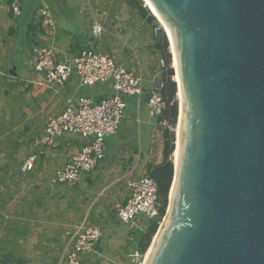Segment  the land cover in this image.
<instances>
[{"label":"crops","instance_id":"obj_1","mask_svg":"<svg viewBox=\"0 0 264 264\" xmlns=\"http://www.w3.org/2000/svg\"><path fill=\"white\" fill-rule=\"evenodd\" d=\"M12 1L0 0V264H60L67 231L83 220L99 227L101 237L92 252L80 256V264H100L115 224H122L115 204L129 195L126 181L146 174V164L162 157L156 117L146 106L161 65L151 28L136 13L109 16L111 5L101 0H15L19 16L10 9ZM44 1L54 8L57 30L51 37L40 29ZM94 20L103 26L99 35L92 32ZM44 45L55 49L59 61L84 49L101 51L143 79V94L124 98L125 115L117 133L106 138L103 159L74 185L50 179L83 142L66 135L55 147L39 143L47 118L61 112L77 90L76 77L58 93L44 86L33 69L35 51ZM80 91L96 99L112 92L108 86ZM30 156L32 168L23 169ZM125 226L128 239L145 228L142 221Z\"/></svg>","mask_w":264,"mask_h":264},{"label":"water","instance_id":"obj_2","mask_svg":"<svg viewBox=\"0 0 264 264\" xmlns=\"http://www.w3.org/2000/svg\"><path fill=\"white\" fill-rule=\"evenodd\" d=\"M149 1L183 96L176 181L172 158L149 264H264V0Z\"/></svg>","mask_w":264,"mask_h":264},{"label":"built area","instance_id":"obj_3","mask_svg":"<svg viewBox=\"0 0 264 264\" xmlns=\"http://www.w3.org/2000/svg\"><path fill=\"white\" fill-rule=\"evenodd\" d=\"M9 6L15 16L21 14L17 1H12ZM38 14L42 34L51 37L57 27L50 4L42 2ZM154 19L153 34L159 31L165 34L161 22L157 17ZM91 28L95 35L103 31V26L96 20ZM33 69L42 74L44 86L55 93L72 77L77 78L76 92L66 98L61 112L47 118L39 136L41 145L51 147L57 146L66 135L76 136L83 142L76 153L54 170L50 179L53 184L74 185L82 176L93 172L103 159L106 138L117 133L125 115L127 104L124 98L142 95L143 79L113 57L95 49H84L77 55L59 61L51 45L40 46L35 51ZM95 86H108L112 92L96 99L80 91ZM161 87L162 82L158 81L146 100L148 112L154 117L162 113L165 105L160 95ZM157 133L160 134L158 125ZM34 158L30 156L23 169H31ZM126 187L129 190L126 201L115 204L116 217L120 223L132 226L139 214L147 218L156 215L157 184L153 178L145 173L135 175L126 181ZM67 236L60 264H80V256L93 251L101 237V230L83 220L67 231ZM144 254L135 251L132 256L137 260L133 264H142Z\"/></svg>","mask_w":264,"mask_h":264},{"label":"trees","instance_id":"obj_4","mask_svg":"<svg viewBox=\"0 0 264 264\" xmlns=\"http://www.w3.org/2000/svg\"><path fill=\"white\" fill-rule=\"evenodd\" d=\"M121 1L134 11L142 21L147 23L152 31L155 19L142 0ZM151 35L153 52L158 54L161 59L158 74L162 82L160 95L165 105L162 113L156 117V123L161 136L162 157L159 162H148L146 164V175L153 178L157 184V213L155 216L149 218L144 230H142L144 232L139 241L136 242V236L139 231H136L133 235L135 251L139 253L145 252L147 249L167 208L168 192L173 176L172 152L174 150V127L176 126L177 118V106L175 104L176 83L173 78L168 40L162 31L157 32L156 35L152 32Z\"/></svg>","mask_w":264,"mask_h":264},{"label":"rangeland","instance_id":"obj_5","mask_svg":"<svg viewBox=\"0 0 264 264\" xmlns=\"http://www.w3.org/2000/svg\"><path fill=\"white\" fill-rule=\"evenodd\" d=\"M101 2L104 3V5L105 4L111 5L110 7H108V11L110 12V13L108 12L109 16L117 13H122L123 15L135 14V12L132 11L127 5L123 4L121 0H101ZM51 8L54 11L52 4H51ZM175 127H174V132H175ZM135 220L136 223L142 221V225H146L149 221V218L145 217L144 214H139ZM70 224L71 223H69L68 225ZM126 228L127 227L125 226V224H120V225L115 224V232L111 237V243L110 245L107 246L105 251V259H103L100 262V264H133L134 261L137 260V258L132 256L133 253L135 252L134 251L135 243L133 240V236H129L131 237L129 239L127 238L128 233L125 232ZM102 229L105 231V233L109 232V230H107V228L104 227V225Z\"/></svg>","mask_w":264,"mask_h":264},{"label":"bare ground","instance_id":"obj_6","mask_svg":"<svg viewBox=\"0 0 264 264\" xmlns=\"http://www.w3.org/2000/svg\"><path fill=\"white\" fill-rule=\"evenodd\" d=\"M146 4V6L149 7L150 11H152V13L158 18V20L161 22L165 33L167 34L169 41H170V46H171V52H172V63L175 69V77L177 80V84H178V95H179V117H178V122L176 124L175 127V133H176V140H175V148L173 150V162H174V169H175V178L173 180V187L175 185V181H176V171H177V151H178V136H179V126H180V120H181V114H182V106H183V96H182V92H181V87H180V81H179V77H178V61H177V56L175 53V49L169 34V31L167 29V26L165 24V22L163 21V19L159 16V14L156 12V10L154 9V7L152 6V4L150 3L149 0H143ZM173 193V188H171V194ZM167 216H165L164 220L160 222L159 228L158 230L155 232V234L152 236L151 242L144 254V257L142 259V264H149L150 259L153 255V251H155V248L160 240V237L163 233V230L165 228V225L167 223V217L168 214H166Z\"/></svg>","mask_w":264,"mask_h":264}]
</instances>
